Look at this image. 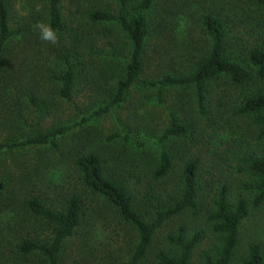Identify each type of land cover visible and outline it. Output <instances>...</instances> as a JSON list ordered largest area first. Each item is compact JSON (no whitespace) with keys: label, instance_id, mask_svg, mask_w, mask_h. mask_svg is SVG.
Masks as SVG:
<instances>
[{"label":"rangeland","instance_id":"374dc122","mask_svg":"<svg viewBox=\"0 0 264 264\" xmlns=\"http://www.w3.org/2000/svg\"><path fill=\"white\" fill-rule=\"evenodd\" d=\"M115 2L62 0L67 28L58 33L53 44L41 40L36 29L37 23L47 21V0H5L10 27L18 33L1 57L0 141L59 125L71 129L57 138L56 148L27 147L0 154V181L5 186L0 192V264H45L38 254L22 256L17 252V245L26 238L46 244L53 235V225L29 211L25 202L37 198L46 208L60 212L70 195L79 198L82 214L80 227L62 247L60 264H119L130 257L137 244L135 230L80 182L75 159L85 152L99 154L105 173L127 185L134 207L146 221L152 220L156 208L179 198L183 163L190 159L198 162L196 211L185 210L164 222L139 264H157V251L170 248L165 237L179 225H184L188 234L202 233L192 264H204L202 253H212L219 246L206 215L223 184L229 188L230 202L243 196L250 205L229 263L242 264L249 243L260 242L264 248V204L252 208L251 196L240 186L247 179L237 169L238 157L264 148L250 119L235 115L241 92L256 85L255 80L252 77L239 86L224 77L212 81L205 116L197 113L190 89L148 87L146 82L167 73L186 72L208 52L210 37L201 24L208 13L220 17L227 28V57L248 67L245 51L264 40V7L255 0H156L147 12L152 35L136 83L123 103L91 117L110 99L128 56V38L117 25L89 18L94 9L116 10ZM61 54L69 57L75 70L69 100L58 95L60 84L54 78L64 70ZM29 95L40 110L30 105ZM171 112L195 130L163 142L173 167L157 180L152 172L160 150L150 139L162 135ZM114 134L118 137L111 139ZM139 135L148 140L138 144Z\"/></svg>","mask_w":264,"mask_h":264},{"label":"trees","instance_id":"16d2710c","mask_svg":"<svg viewBox=\"0 0 264 264\" xmlns=\"http://www.w3.org/2000/svg\"><path fill=\"white\" fill-rule=\"evenodd\" d=\"M156 0H140L135 5L130 0H116V10L104 8L94 9L89 18L95 23L115 24L128 38V56L122 67L121 77L118 79L110 99L91 113L98 116L110 108L123 103L127 91L136 83L142 71V65L148 53L151 25L147 12ZM62 0H47V21L57 33L66 30V23L61 12ZM264 7V0H255ZM5 0H0V69L3 66L1 57L10 41L18 33L10 27L9 13ZM162 22L157 23L161 27ZM202 27L210 37L208 52L199 58L188 71L179 74L167 73L157 80L147 81L148 87L180 88L192 92L197 113L207 114V94L210 83L219 78H227L235 86L245 84L250 78L256 82L253 87L242 91L237 101L235 115L249 118L256 137L264 144V40L253 44L245 51L248 67L227 57L225 40L227 28L222 19L215 14L208 13L202 17ZM158 27L155 31L159 33ZM26 30V28H24ZM64 63V70L54 78L60 84L58 95L69 100L75 80V70L67 55H60ZM30 105L40 110L33 96H28ZM71 126L59 125L46 131L33 132L20 139L0 141V154L24 149L27 147L56 148L58 137L65 135ZM192 124H182L174 112L170 113L169 122L162 135L151 138L160 150L157 165L152 172L153 179L166 177L172 170V159L163 146V142L170 138H183L194 133ZM118 134L111 136V139ZM138 144L148 140L145 135H139ZM237 158V169L247 180L241 184V189L251 198L253 209H259L264 204V148H256ZM75 165L80 174V182L97 195L108 207L114 209L118 216L130 225L137 234V244L130 257L119 264H139L147 254L153 234L168 219L181 214L185 210L197 209V175L198 162L196 159L186 160L181 168V188L179 198L171 205L156 208L152 220L146 221L133 205L132 196L127 185L121 179L105 173L103 158L95 152H85L75 159ZM5 186L0 181V192ZM228 186L223 184L216 192L212 201V211L206 215V221L211 225L212 232L217 236L219 246L212 253L203 252L204 264H229L233 261L239 242L240 227L249 215V202L246 197L239 196L234 202L228 199ZM150 195H146L149 199ZM25 205L36 216L48 220L53 225V235L49 243L42 244L36 239L26 238L17 245V252L22 256L35 253L43 257L45 264H60V253L64 243L80 227L82 206L76 195H70L65 207L60 212L46 208L37 198L27 199ZM202 233L195 231L188 234L184 225H179L165 237L169 249H160L155 258L157 264H192L193 251L202 241ZM242 264H264V248L260 242L247 245L246 257Z\"/></svg>","mask_w":264,"mask_h":264},{"label":"clouds","instance_id":"9594fccd","mask_svg":"<svg viewBox=\"0 0 264 264\" xmlns=\"http://www.w3.org/2000/svg\"><path fill=\"white\" fill-rule=\"evenodd\" d=\"M36 29L38 30L41 40L48 41L53 44L57 42L58 33L50 23L41 21L37 23Z\"/></svg>","mask_w":264,"mask_h":264}]
</instances>
